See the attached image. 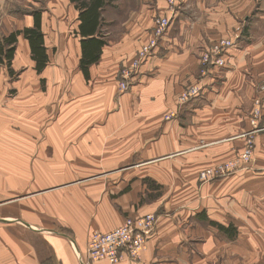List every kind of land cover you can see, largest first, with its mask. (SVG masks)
<instances>
[{
  "label": "crops",
  "instance_id": "1",
  "mask_svg": "<svg viewBox=\"0 0 264 264\" xmlns=\"http://www.w3.org/2000/svg\"><path fill=\"white\" fill-rule=\"evenodd\" d=\"M103 9L121 18L119 29L84 67L83 45L100 39ZM176 9L120 105H114L118 71L147 39L155 19L167 13V0H106L92 36L81 33L78 9L69 26L61 23L65 15H54L57 25L50 32L41 15L48 62L40 72L27 40L17 37L11 72L3 64L0 71L5 67L12 75L26 65L43 78L71 75L77 82L73 93L102 97L97 109L106 120L44 122L38 139L14 137L8 145L1 125L15 122L12 115L20 107L0 106V139L7 151L0 150V264H82L89 232L111 230L126 215L144 213L156 217L144 250L139 259L124 257L117 264H264V93L257 90L264 73V0H179ZM20 22L10 32L31 27L33 16ZM221 37H238L225 65L201 80L199 97L179 106L180 91L199 78L201 49ZM65 88L62 77L57 89ZM257 96L262 130L250 134V168L198 186V169L235 155L244 142L240 134L256 129L249 115ZM134 99L136 111L128 105ZM165 114L169 119L163 120ZM168 165L172 169L163 170ZM181 177L187 183L175 186L172 179ZM32 178L42 180L32 187L20 180ZM147 179L164 187L167 182L170 200L140 202ZM53 209H72L74 218H49Z\"/></svg>",
  "mask_w": 264,
  "mask_h": 264
},
{
  "label": "rangeland",
  "instance_id": "2",
  "mask_svg": "<svg viewBox=\"0 0 264 264\" xmlns=\"http://www.w3.org/2000/svg\"><path fill=\"white\" fill-rule=\"evenodd\" d=\"M70 1H68V0H0V35H5V36L8 35L10 30L14 29L16 26L21 24L20 21L24 20L25 16L32 15L34 12H37L40 15H43V19L45 20L44 30H46L47 32H50L51 30H53L52 29L53 26L56 27L57 19H56V17H53V16L54 15L56 16L57 14L61 15L60 17H62V15H65L64 19L61 18V23L63 22L65 26H69L70 23L72 22L71 14L73 13V10L75 8L74 5L76 4L75 2H72V4H71ZM178 1L179 0H177V5H178ZM167 11H168V5H167ZM102 14H104V16L101 19L102 20V28H101V31L98 34V36L100 37V39L103 42H107L109 38H111V39L115 38L116 33L118 32L117 30L119 29V27H116V24L121 21V18H117L116 15L114 16V14L111 12L110 13L106 12V9L102 10ZM118 17H120V16H118ZM73 18H74V16H73ZM64 21H68V22H64ZM105 22H106V24H105ZM242 24L243 23H241V25H239V26L242 27ZM243 25L244 26L242 29L244 31L246 29L245 28L246 23ZM106 32H109V33H106ZM148 37H149V35H148ZM148 37H147V39H148ZM236 38H238V37H235V38H224V37L217 38V39H214L206 47V49L205 48L201 49V54L199 57L200 62H199L198 70H197V74H198L199 78H196V81L194 83L187 85L185 88H183L180 91V96L178 97V100H177L179 106L185 104L190 99L197 98L198 95L199 96L201 95V93L203 92V88H204V85H202L201 80L209 73L210 70L217 67V66H213V65H206L203 63V60H202L203 55L206 53V51H208L210 49L211 45L219 39H231L233 42L236 43ZM146 40L143 43H145ZM142 44L135 51L134 55L128 61V63L121 66L119 71H118L117 93L115 95V100H114L116 103H114V105H117V103H118V105L121 104V100H119L120 96L122 94L130 91L132 83L134 82V79L139 74L141 66L146 61L145 59H143L144 61L142 60L137 71L129 79L127 89L121 90L120 89V84H121L120 72L124 67H129L131 65L134 57L136 55H138L139 49L141 48ZM231 47H233V46H231ZM227 50H226V53H227ZM226 53H225V55H226ZM50 54H51V58H53L55 61V58L57 57V51L55 53V49H54L53 52L50 51ZM217 68H220V67H217ZM1 70L2 71H0V106L9 107V108H11V111H13V108L9 106L11 103L20 107L19 109H17V112H16L17 114L12 115V116L16 117L15 122L12 123L11 120H6L7 122L4 121V123L1 125V126L4 125L6 127V128L3 127L4 132L2 133V136H5V137H2V138H5L4 141H6L8 143V145H9V140L11 138H14V137H21V138L29 137V138H32L34 140L38 139L40 137L41 130H42L39 128L41 127L42 123H44V122L51 123V122H57V121H62V120L63 121H92V122H94L97 120H106L103 117L104 114H102V113H100V111H98V109H100L98 107L102 105V102L100 101V99L102 97H100V96H95V98L90 97L91 96L90 92H81L80 93V91H78V90H77V93L76 92L73 93L72 86L77 85V82L72 78L71 75L64 77L62 75L57 76L56 73L50 74V75H47L45 73V77L43 78L40 74L36 73L34 66L28 67L26 65L21 67L16 73H14L12 75H10L7 72L5 67H2ZM23 71L25 74L22 76V79L18 80V78H19V77H17V76H19L18 74H20V72L22 73ZM262 74L260 76V80L262 78ZM15 75H17V76H15ZM62 77H63V79H65L66 88H65V90H58L57 86H58V83L60 81H62ZM193 88L196 89V92L194 94L190 95L189 91ZM24 89H29V91L27 93H23ZM257 90L260 93H264V92L260 91L259 88ZM260 97L261 96H257L256 98L253 99V105H252V109H251L250 115H249L250 125L256 129L252 128L250 131H246L245 133L240 134V136L244 138V142H243L242 146L240 147L239 151H237L235 155H233L230 158L225 159L221 162H217V163L211 164V165H206V166L198 169L197 179H196L198 186H200L202 183H207V182L215 181V180H218L221 178H225V177H228V175L234 174V173L241 171L243 169L250 168V164H251V161L253 159V154H254V142H253V138L251 135L250 136L252 139V145H251L250 159L243 161L241 159V157H242L245 149L248 147L247 139H246V137H247L246 133L248 132L249 134H251L253 132H258L259 130H262L261 128H259L260 126H258V128H257V125H258L257 120L259 119V117L261 115V109H262V107H261L262 101H261ZM256 99H259V104H256ZM128 105L134 107V110L136 111L135 107L137 105V101L135 99L129 100ZM255 107L259 109L258 113L253 112V109ZM26 112H27V117L25 118L24 116H25ZM5 116H8V115H5ZM169 116H170L169 114L163 115V120L169 119ZM18 117H20V118L22 117V118L19 119ZM101 117H103V118L101 119ZM252 120H256L255 126L252 125ZM3 143L4 142L0 139V150H2L4 152V154H6L7 151L4 149ZM3 160H4L3 164L5 166H7L8 165L7 155H4ZM228 161H236V163H237L236 167L234 169L230 170V172H228V174L223 175V176L218 175V176H214V177L208 178V179H202L200 177L201 172L204 171L206 168L215 167L219 164H222V163H225ZM36 163L39 164V162H36ZM122 167L123 166H121L119 168H122ZM169 168L172 169V165L164 166L163 170H168ZM20 180L26 181L27 184L30 187H32L33 185H35L37 182L41 181L42 179L41 178H37V179L32 178V179H28L29 181L26 179H20ZM48 180L50 181V183H52V182H56L57 180H65V179H51V178H49ZM172 180L174 181L175 186H180V185H185L188 181V178L181 177V178H174ZM167 184L168 183L166 182V186L164 187L162 183L147 179V181L145 182L147 190H145L146 192L140 196V202H154V201H157L159 199H162V200L166 199V202H168L170 200L171 196L169 195L170 193L168 192ZM4 187L8 188L9 185L5 184ZM1 196H5V198H9L10 196H15V195H4V193H3V194H1ZM49 197H51V195ZM69 197H70V195H66L65 201H67L69 199ZM51 202L53 203V198L51 199ZM52 205H55V204H52ZM67 205L68 204L66 202L65 206H67ZM58 213H60L61 219L64 218V214L66 216V219H72L71 217L73 216V210L72 209H65L63 211H57L56 209H53V210L49 211V218L56 219L57 218L56 215ZM78 213H79V211H78ZM148 214L153 215L155 217L154 213H144V214H138V215L137 214H129L123 218L122 223L130 217L131 218H138V217L145 216ZM109 217L110 216L106 215V216L102 217V220L107 219ZM73 218H74V216H73ZM78 218H79V215H78ZM155 224H156V217H155ZM155 224H154V227H155ZM120 225H118V226H120ZM118 226H116V227H118ZM116 227H114V228H116ZM154 227H153V229H154ZM114 228H112V229H114ZM153 229H152V231H153ZM95 231H99V230H92L91 232H89L86 235L87 236V247H86V258H85L86 264L93 263V261H89L87 259V248H88V241H89L92 233ZM107 231H109V230H107ZM152 231H150L149 233L151 234ZM99 232H102V231H99ZM103 232H106V231H103ZM146 240H147V238H146ZM145 245H146V242H145ZM139 257H140V255H139ZM139 257L137 259H139ZM126 258H128L130 260H136V259H131L129 257H126ZM98 262H105L106 264H117V263H119V262L108 263L107 261H98Z\"/></svg>",
  "mask_w": 264,
  "mask_h": 264
},
{
  "label": "built area",
  "instance_id": "3",
  "mask_svg": "<svg viewBox=\"0 0 264 264\" xmlns=\"http://www.w3.org/2000/svg\"><path fill=\"white\" fill-rule=\"evenodd\" d=\"M168 11L164 16L157 17L154 26L145 43L139 49L129 67H124L120 72V89L126 90L129 79L137 71L143 59L147 60L149 56L158 47L165 32L169 28L172 19L175 16L177 0H167ZM235 42L231 39H219L215 41L210 49L203 55L202 60L206 65L223 67L225 64V53L228 48L234 46ZM144 61V60H143ZM257 88L264 92V73ZM196 89L189 91L190 95L194 94ZM259 104V99H256ZM258 107V106H257ZM259 109L254 108L253 112L258 113ZM256 120H252L255 126ZM248 147L245 149L241 159L249 160L251 156L252 139L250 134L246 133ZM236 161H228L215 167L206 168L201 172L202 179L212 178L218 175H226L230 170L236 167ZM155 224L153 215H145L138 218H128L120 226L106 232L95 231L92 233L87 248V259L89 261H107L108 263H117L124 257L137 259L145 247L147 236L152 231ZM86 264V262L82 263Z\"/></svg>",
  "mask_w": 264,
  "mask_h": 264
},
{
  "label": "trees",
  "instance_id": "4",
  "mask_svg": "<svg viewBox=\"0 0 264 264\" xmlns=\"http://www.w3.org/2000/svg\"><path fill=\"white\" fill-rule=\"evenodd\" d=\"M75 2V8L79 10L80 31L84 36H92L100 22V10L106 0H71ZM33 25L22 30L13 31L8 35H0V64L5 65L11 72L10 64L14 56L17 37L22 35L28 42L30 56L35 61V69L40 72L48 62V56L44 47V37L41 30V15L37 12L32 14ZM104 42L94 37L88 38L83 45L82 65L85 67L97 60V50Z\"/></svg>",
  "mask_w": 264,
  "mask_h": 264
}]
</instances>
